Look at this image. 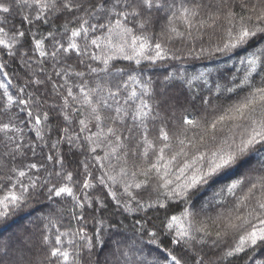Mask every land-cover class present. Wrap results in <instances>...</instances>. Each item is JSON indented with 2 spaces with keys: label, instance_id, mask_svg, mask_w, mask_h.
<instances>
[{
  "label": "trees",
  "instance_id": "16d2710c",
  "mask_svg": "<svg viewBox=\"0 0 264 264\" xmlns=\"http://www.w3.org/2000/svg\"><path fill=\"white\" fill-rule=\"evenodd\" d=\"M4 2L11 4L12 9L9 14L0 13V20L5 18L7 20L6 24L0 26H4L6 30L24 31L25 36L12 49L15 55H9L7 50L0 49V66H3L0 67V81L4 83L10 81L9 92L18 99L28 100L29 103L27 107L16 103L5 109L6 98L3 96V89H0V124L9 123L13 129L7 135L0 132V160L9 167L24 170L27 175L20 178L23 184L30 187L34 182L37 188L24 204L0 218V253L8 250L7 255H0V264L13 262L16 264L20 257H23V264H57L55 259L49 257L50 247L62 246L70 253H75L78 246L85 243L79 236L73 235L80 229L89 237H93L94 243L97 240L104 242L103 247L98 245L91 254L82 250L81 264L85 261L87 264H96L97 261L103 264L105 259L108 264H125V257L121 255L124 252L130 257L129 264H156L157 260L163 264L164 253L158 250L156 245L148 243L149 237L144 234L137 220L143 223L144 219H148L150 221L146 226L148 229L160 230L163 233L158 238L163 241L160 249L166 247L171 249L175 246L168 243L170 236L163 230V224L167 218L173 215L180 216L186 209L193 213L191 219L194 224L204 223L208 230L213 232V237L208 239L207 244L197 245V248L201 249L199 254L204 256L206 264L208 261H211V264H220L218 257L221 252L211 244L215 231L221 226L217 217L234 212L241 201L247 208L254 206L255 198L260 196L259 188L254 190L255 198L244 200V197L250 195L248 190L251 184L264 176V145L254 146L249 152L239 156L232 167L213 176L207 183L189 190L185 197L166 199L160 196V200L167 205L166 208L157 206L146 213L136 211L129 213L122 206L127 199L123 195L122 187L118 190L121 205H117L116 201L107 195L108 189L98 183L103 169L99 167L94 157L103 156L109 149L102 146L92 153L89 143L84 139L90 133L79 132L78 121L83 116L71 112L70 109H64L63 111L71 113L69 123L64 120L62 109L67 87H72L74 95H79L77 86L96 88L99 85L103 89L101 95L105 98H108V89L113 92L119 89L115 99L108 98L112 108L106 109L105 112L116 117L115 109L121 108L119 117L124 123L121 124L119 120L115 124L111 121L107 123L117 129V134L122 135L128 148L141 153L145 147L144 134L147 133V139L152 141L153 148L158 150L163 147V142L159 139L160 129L163 128L168 132L172 145L170 149L165 150L166 162L171 154L179 150V140L185 139L184 150L188 156L177 157L170 166L171 172H176L177 166H182L183 161L189 160L196 153V149L192 147L193 143L197 144L200 152L209 155L211 151L222 146L225 140L231 142L234 138L239 143L244 129L235 127V124L245 123L243 121H225L218 125L215 141L211 139L210 127L209 135L205 136L203 141L199 138L204 127H208L218 116L240 103L256 88L264 87V34H257L235 48H224L230 40L228 29L232 27L223 19L228 6L237 13L248 15L247 11L239 7L240 0H167L168 4H174L175 7L158 13L154 10V16L158 19L155 34L159 36L161 30L165 28L167 21L164 17L170 15L171 11L178 12L181 6L195 8L199 4L201 7L196 9L199 15L193 20V27L187 29L182 22H175L178 30L185 35L181 38L172 34V39H161L160 42L166 51L163 59L154 62L141 60L140 64H136L134 60H125L118 55L109 61L106 72L100 71L105 67L102 60L91 58L92 54L100 56V49L90 44L91 38L102 35L104 30L90 32L88 40L77 38L81 49L88 44L83 54L61 51L53 57L51 53L56 50V45L53 38L48 35L49 32L54 33L56 40L66 47L70 32H65V26L68 29L77 27L79 20L67 13L59 15L49 12L46 14L47 23L33 19V22L28 24L23 22L21 17L23 15L34 17L36 14L34 9L21 10L15 5L14 0ZM247 2L251 5L257 3V0ZM217 11L221 19L213 23L208 17ZM77 15L82 16L84 13ZM98 15L101 17L99 21L90 18L89 23H107L103 13ZM199 20H205L207 23L201 27ZM238 26L237 23L236 28H233V35ZM188 32H191V35H188ZM152 34L150 31L149 35ZM41 38L44 39V49L48 53L46 57H40L39 53L34 51L35 39ZM252 60H255L254 68L250 63ZM41 68L44 69L43 72L39 70ZM92 68H96L97 72L93 73ZM64 70L70 75L65 77ZM56 72H61V75H55ZM77 72L83 73V76L75 75ZM129 76H134L139 83L129 80ZM48 77H51V80ZM35 79H40L44 83L36 85L31 82ZM125 84L127 87H124ZM20 88L24 89L23 93L19 92ZM133 89L137 92V97L130 100L128 96ZM141 99L153 109L143 122L132 119ZM162 100L167 103L160 105ZM28 110L33 112V117L39 114L42 118L43 113L47 112L49 118L42 120L41 125L37 126L34 119L27 115ZM82 111H86V106ZM185 117L201 123L200 128L187 131V139L184 135L187 130V126L183 124ZM64 128H68L67 135L73 137L71 144L63 132ZM90 128L92 132L97 130L91 125ZM37 130L40 137L37 136ZM78 133L80 138L76 139ZM9 136L12 140H8ZM54 144L56 147H53ZM8 152H11L15 159L6 156L5 153ZM48 156L54 159L49 161ZM155 158L153 149H149V159L155 161ZM57 159H62L63 164L56 163ZM133 161L138 165L143 164L141 156L130 157L129 168L133 170H135ZM31 163H36L37 168L30 169L28 165ZM104 163L107 164L108 161ZM112 163H116L115 159H112ZM5 171L0 169V176L4 175ZM56 172H60L61 175L57 176ZM67 172L72 174V181L64 179V173ZM8 175L13 176L12 182L15 183L16 174ZM86 178L94 185L93 187L83 188V181ZM241 180L244 183L234 189L233 193H229V186ZM63 183L73 188L76 199L66 195L53 196L49 199L47 189L54 184ZM155 187L156 181L153 179L148 187L133 188L132 192L141 203L155 202L157 198ZM16 191H21L20 185H17ZM36 192L40 194L36 195ZM4 194V190L0 188V196ZM101 201L105 207H101ZM78 203L84 207H78ZM130 203L135 208V201ZM246 210L239 208L240 214ZM74 216H83L84 219L80 220ZM57 229L68 234L62 237V245H55ZM97 233L99 235H96ZM45 235L49 236L47 245L43 242ZM200 235L198 233L197 237ZM228 239L231 243V237ZM69 240L73 243L69 244ZM194 254L190 251L188 255ZM223 264H228V260ZM231 264H264V244L248 249L247 253L241 254L238 259H232Z\"/></svg>",
  "mask_w": 264,
  "mask_h": 264
},
{
  "label": "snow or ice",
  "instance_id": "6c2138e0",
  "mask_svg": "<svg viewBox=\"0 0 264 264\" xmlns=\"http://www.w3.org/2000/svg\"><path fill=\"white\" fill-rule=\"evenodd\" d=\"M14 3L21 10L28 8L36 11L34 17L29 15H23L21 17L22 21L28 24H31L33 19L36 21L43 20L47 23L46 14L49 12H55L59 15L67 13L79 20L77 27L68 29L65 26V32H70L66 47L59 40H56L54 33L49 32L48 35L53 38L56 45V50L51 53L53 57H56L57 53L61 51L64 53L75 51L77 55L83 54L88 48V44L86 43L84 49H81L80 44L77 43V38L88 40L90 32L95 33L98 29L104 30L102 35L91 38L90 44L100 49L101 55L97 56L92 54L91 58L93 60H102L105 67L100 71L105 72L108 70L109 61L115 59L118 55L125 60H134L136 64H140L141 60L154 62L163 59L166 51L163 43L160 42L161 39H172V34L182 38L185 33L178 30L175 22L180 21L187 29H191L193 27V20L199 15L196 9L201 7L199 4L195 8L181 6L178 12L171 11L170 15L164 17L167 23L165 28L159 33V36H157L155 34V26L158 23V19L154 16V10L158 13L173 9L175 7L174 4H168L167 0H164V2L162 0H14ZM239 7L247 11L248 15L233 11L231 6H228L227 12L223 14V19L229 25H232L228 29L230 40L224 45L225 49L235 48L239 44H243L250 38L257 36V34H264V0H257V3L251 5H249L247 0H240ZM11 9V4L0 0V13L9 14ZM78 13H84V15L78 16ZM98 13H103L107 19V23L90 24V18H95L97 21L101 19ZM208 19L215 23L221 19V15L217 11L210 15ZM198 22L201 27L207 23L205 20H199ZM6 23V18L0 20V25ZM129 23H131V26H129ZM237 23L239 26L235 35H233V28H236ZM150 31L153 33L152 35H149ZM188 35H191V32H188ZM24 36V31L6 30L4 26H0V49L7 50L9 55H15L12 49ZM34 51L38 52L40 57H46L48 55L44 49L43 38L35 39ZM250 63L254 68L255 60L250 61ZM39 70L41 72L44 71L42 68ZM91 71L95 73L97 69L92 68ZM55 75L60 76L61 72H56ZM68 75L70 73L64 70V76L67 77ZM75 75L82 77L83 73L77 72ZM48 79L51 80V77H48ZM128 79L139 83L134 76H129ZM31 82L36 85L44 83L40 79H35ZM9 84L10 81L9 83L0 81V89H3V96L6 98L5 109L12 107L16 103L27 107L29 101L14 97L9 92ZM77 87H79V95H74L72 87L66 88V95L63 96V118L65 121L71 123V113L63 111L64 109H70L71 112L83 116L78 121L80 126L79 132L90 133L84 137L90 145V151L95 153L102 146L109 149L103 156L97 155L94 157L99 167L103 169L102 175L98 178V183L108 189L107 195L116 201L117 205H121V196L118 195V190L122 187L123 195L127 197L122 206L129 213L133 211L146 213L149 209L157 206L159 208H166L167 205L160 200V196H164L166 199L185 197L189 193V190L207 183L213 176L232 167L237 162L239 156L246 154L254 146L264 145V87L256 88L240 103L218 116L208 127H204L203 134L199 138L203 141L205 136L209 135L210 127L212 130L211 139L215 141V132L218 125L223 124L225 121H243L245 123L235 124V127L244 129L239 143L234 138L231 142L225 140L223 145L216 148L215 151H211L210 155L200 152L197 144L193 143L192 147L196 149V153L189 160L183 161L182 166H177L176 172H171L169 169L177 157L188 156V153L184 150L185 139L179 140V150L171 154L165 162V150L170 149L172 145L168 132L161 128L159 139L163 142V147L155 150L153 148V142L147 139V133H145L143 140L145 147L141 153H137L128 148L122 135L117 134V129L109 126L107 123L111 121L112 124H115L117 120L121 124L124 123L119 117L121 108L117 107L115 109L117 113L116 117L105 112L106 109L112 108V105L108 103V98L115 99L119 94V89L115 92L108 89V98H105L101 95L103 89L99 85L96 88H87L86 85H79ZM124 87H127V85L125 84ZM19 92L23 93L24 89L20 88ZM146 92L147 89H145ZM136 97L137 92L133 89L128 99L133 100ZM166 103L167 101H160V105ZM76 105H79V107ZM85 106L86 111H82V108H85ZM152 111V107L145 100L141 99L132 119L143 122ZM27 115L34 119V123L37 126L41 125L42 120L49 118L47 112L43 113V118L39 114L33 117L31 110H28ZM183 124L187 126V130L184 133L186 139L188 130L201 127L200 121L188 117L184 118ZM90 125L97 130L92 132ZM12 130L9 123L0 124V132L5 133V135ZM63 132L71 144L73 137L67 135L68 128H64ZM37 136L40 137L39 130H37ZM7 138L8 140H12L10 136ZM75 138H80L79 133ZM59 142L57 141V143ZM189 142L191 143V140ZM16 147L18 149L19 145ZM53 147H56V145L54 144ZM149 149H153L156 157L155 161L149 159ZM5 155L12 156V153L8 152ZM137 155L143 158V164L138 165L133 161V168L135 169L133 170L129 168V159ZM12 159H15V157L12 156ZM47 159L51 161L54 158L48 156ZM112 159H115V164L112 163ZM105 161H108V163L105 164ZM56 163L62 165L63 161L62 159H57ZM28 167L30 169H36L37 164L31 163ZM0 169L6 170L4 175L0 176V182H3L0 183V188L5 192L4 195L0 196V218H2L7 216L12 209L24 204L34 194L37 185L34 182L30 187L24 185L20 178L25 177L27 173L19 167H9L3 160H0ZM8 173L16 174L17 178L15 183L12 182L13 176L8 175ZM153 173H155V177H153ZM56 175L60 176L61 173L56 172ZM138 177H143L144 179L138 180ZM64 179L72 181V174L70 172L64 173ZM153 179L156 181L154 190L157 192V198L155 202L141 203L133 194L132 189L146 188ZM243 183L244 181L241 180L230 185L228 188L229 193H233V190ZM17 185H20L21 191L19 192L16 191ZM93 186L89 179L86 178L83 181V188L87 189ZM257 188H259L260 196L255 198L254 190ZM47 191L49 199L53 196L61 197L62 195L73 197L74 200L76 199L73 188L67 183L54 184ZM248 191L250 195L244 197V200L255 198L253 207L247 208V205L241 201L238 203V208L234 212H230L227 216L221 215L217 217L221 226L215 231L211 244L221 252L218 257L220 264H223L225 260H228V264H231L232 259H238L241 254H246L248 249L258 244H264V176L259 177L256 183H252ZM35 194L39 195L40 193L36 192ZM85 199H87V196H85ZM131 201H135V208L131 206ZM100 204L101 207L106 206L102 201ZM77 206L80 208L84 207L83 204L79 203ZM239 208H245L247 210L243 214H240ZM192 216L193 213L186 209L180 216L173 215L167 218L163 224V230L170 236L168 243L175 246L171 249L167 247L160 249L163 241L158 238L163 233L160 230L148 229L146 227L150 223L148 219H144L143 223H141V220H137L144 234L149 237L148 243L156 245L157 249L164 253L163 264H189V261H191V264H206L204 256L199 254L201 249H198L197 245L207 244L208 239L213 237V232L209 231L207 225L204 223L199 225L194 224L191 219ZM74 218L84 219L83 216H74ZM57 233L55 236V245H62V237L68 234L66 232H60L59 229H57ZM198 233L201 234L199 238L197 237ZM73 235L79 236L85 243L78 246L75 253H70L67 248L62 246H51L49 251L50 259H55L57 264H81L83 260V256L81 255L82 250H86L87 253L91 254L98 245L103 247L104 242L102 240H97L94 243V238L89 237L83 229L78 230ZM96 235H99V233ZM230 237L232 240L231 243L228 239ZM43 242L46 245L49 244V236L45 235ZM68 243L72 244L73 241L69 240ZM222 245L223 247H221ZM190 251H193L195 254L189 256ZM7 254V249L3 253H0V255ZM121 255L125 257V264H129L130 257L128 253L124 252ZM185 257H188V259H185ZM16 264H23V257L17 259ZM84 264H87V261ZM96 264H101V262L97 261ZM103 264H108L107 259H105ZM156 264H160V261L157 260ZM207 264H211V261H208Z\"/></svg>",
  "mask_w": 264,
  "mask_h": 264
},
{
  "label": "rangeland",
  "instance_id": "374dc122",
  "mask_svg": "<svg viewBox=\"0 0 264 264\" xmlns=\"http://www.w3.org/2000/svg\"><path fill=\"white\" fill-rule=\"evenodd\" d=\"M13 263H14V262H13ZM13 263H12V264H13Z\"/></svg>",
  "mask_w": 264,
  "mask_h": 264
}]
</instances>
